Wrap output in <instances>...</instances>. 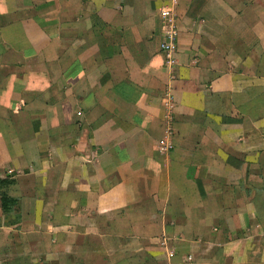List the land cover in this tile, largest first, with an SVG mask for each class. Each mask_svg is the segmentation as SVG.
Returning <instances> with one entry per match:
<instances>
[{"label": "crops", "instance_id": "crops-1", "mask_svg": "<svg viewBox=\"0 0 264 264\" xmlns=\"http://www.w3.org/2000/svg\"><path fill=\"white\" fill-rule=\"evenodd\" d=\"M167 3L0 0V264H264V0Z\"/></svg>", "mask_w": 264, "mask_h": 264}, {"label": "built area", "instance_id": "built-area-1", "mask_svg": "<svg viewBox=\"0 0 264 264\" xmlns=\"http://www.w3.org/2000/svg\"><path fill=\"white\" fill-rule=\"evenodd\" d=\"M178 0H168V3L160 9L161 31L163 34V42L161 50L169 62L173 61L176 51V42L178 39V26L176 6Z\"/></svg>", "mask_w": 264, "mask_h": 264}, {"label": "trees", "instance_id": "trees-1", "mask_svg": "<svg viewBox=\"0 0 264 264\" xmlns=\"http://www.w3.org/2000/svg\"><path fill=\"white\" fill-rule=\"evenodd\" d=\"M15 181L10 178L0 179V196L2 198V207L5 213H9L10 210L16 205L18 200L10 197L5 191H1L4 188L10 187Z\"/></svg>", "mask_w": 264, "mask_h": 264}, {"label": "rangeland", "instance_id": "rangeland-1", "mask_svg": "<svg viewBox=\"0 0 264 264\" xmlns=\"http://www.w3.org/2000/svg\"><path fill=\"white\" fill-rule=\"evenodd\" d=\"M120 216H122V217H126L127 219L129 218V217H133V215L132 214H130V211H127L126 213H123L122 215H120ZM130 243H132L131 244V247L132 248H134L135 247V241L132 239V240H130Z\"/></svg>", "mask_w": 264, "mask_h": 264}]
</instances>
